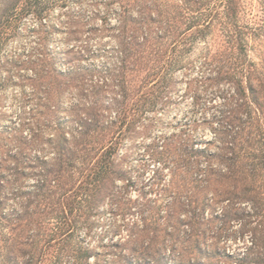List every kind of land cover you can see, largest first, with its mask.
I'll use <instances>...</instances> for the list:
<instances>
[{"label":"trees","instance_id":"trees-1","mask_svg":"<svg viewBox=\"0 0 264 264\" xmlns=\"http://www.w3.org/2000/svg\"><path fill=\"white\" fill-rule=\"evenodd\" d=\"M57 7L66 47L21 66L30 116L0 139V264H222L208 240L244 216L239 263L264 264V71L249 57V0H0V46ZM179 72L208 94L213 138L163 136L156 198L131 208L115 198L120 147ZM110 197L116 220L94 247Z\"/></svg>","mask_w":264,"mask_h":264},{"label":"rangeland","instance_id":"rangeland-1","mask_svg":"<svg viewBox=\"0 0 264 264\" xmlns=\"http://www.w3.org/2000/svg\"><path fill=\"white\" fill-rule=\"evenodd\" d=\"M74 6L76 10L81 7L76 3ZM59 14H61L60 7L53 10L50 15H45L43 20L33 15H27L20 22V27L0 46V139L4 144H10L8 127L11 121H20L23 114L29 117L32 108V104L22 96L24 92L29 94L31 90L29 82H21L19 79L21 66H24L26 61L30 60L29 58H38L41 52H46V49L66 47L65 35L59 26ZM203 50L204 44L201 43L192 58L197 59ZM249 57L254 62L256 69L264 71V0H249ZM65 63L58 61L57 67H63ZM24 68L22 74H25L26 67ZM10 69L11 71H9ZM11 73L13 76L15 75L14 81H2L1 83V80ZM187 82L188 78H185L180 72L177 73L175 84L170 85L167 96L159 100L153 111L144 114L137 121L132 133L123 140L117 164L124 173V177H121L124 180H118V186L114 187V192H116L115 198L127 201L131 208L143 194H149V197L156 198L155 190L158 187L151 191V184L158 176L161 181L160 171L163 161L154 153L163 144L165 145L163 136L175 134L178 135L176 136L178 138L183 132H187V134L191 133L194 138H213L212 130L203 123L205 117H207L206 120L211 119L212 110L209 96L200 83L189 84ZM65 100H67L66 97ZM217 102L220 103V100L217 99ZM257 119L253 114L252 121L256 128L259 124H263ZM30 183L33 184V182ZM114 201V198L110 197V204L107 200L101 205H104L103 209L98 210L99 213L95 214L97 225L88 238L94 247L97 246V243L92 236L106 232L109 225L116 220V215L110 211ZM209 211L208 209L207 213ZM247 221V216H244L237 222H231L225 234L227 237L216 242L217 244L211 243V239L208 240L212 244L211 251L221 253L218 259L222 264H240L239 259L249 253L251 233H249V224L245 226ZM81 232L82 236H85L87 231L81 229Z\"/></svg>","mask_w":264,"mask_h":264}]
</instances>
